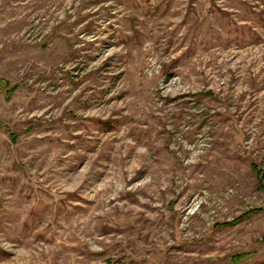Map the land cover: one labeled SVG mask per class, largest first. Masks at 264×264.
<instances>
[{
  "label": "rangeland",
  "instance_id": "1",
  "mask_svg": "<svg viewBox=\"0 0 264 264\" xmlns=\"http://www.w3.org/2000/svg\"><path fill=\"white\" fill-rule=\"evenodd\" d=\"M0 264H264V0H0Z\"/></svg>",
  "mask_w": 264,
  "mask_h": 264
}]
</instances>
